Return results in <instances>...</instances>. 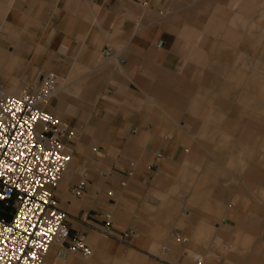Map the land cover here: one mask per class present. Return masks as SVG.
<instances>
[{"label":"crops","instance_id":"crops-1","mask_svg":"<svg viewBox=\"0 0 264 264\" xmlns=\"http://www.w3.org/2000/svg\"><path fill=\"white\" fill-rule=\"evenodd\" d=\"M175 4L0 0V91L54 72L45 108L74 132L54 193L71 235L82 234L92 254L62 258L52 246L44 264H264V107L256 104L259 115L242 129L245 145L213 144L215 128L195 129ZM225 74L217 95L233 97L235 111L264 96L253 76ZM106 212L114 233L133 234L123 242L102 235Z\"/></svg>","mask_w":264,"mask_h":264},{"label":"built area","instance_id":"built-area-1","mask_svg":"<svg viewBox=\"0 0 264 264\" xmlns=\"http://www.w3.org/2000/svg\"><path fill=\"white\" fill-rule=\"evenodd\" d=\"M102 53L109 55V49ZM57 83L54 72H44L36 84L23 85L17 93L0 91V264H44L52 246L62 258L74 251L83 257L92 254L82 234L71 235L67 213L54 193L71 162L74 138L69 124L45 108ZM83 187L78 182L73 193L81 196ZM101 219L104 236L123 242L133 234L114 233L108 212ZM172 237L181 244L188 241L176 231Z\"/></svg>","mask_w":264,"mask_h":264},{"label":"rangeland","instance_id":"rangeland-1","mask_svg":"<svg viewBox=\"0 0 264 264\" xmlns=\"http://www.w3.org/2000/svg\"><path fill=\"white\" fill-rule=\"evenodd\" d=\"M175 5L182 10L170 14L180 24L177 34L185 54L179 71L185 73L183 78L190 85L182 95L183 100L191 101L195 129L215 128L214 138H210L213 144L219 145L223 139L245 145L242 129L252 115H259L254 106L259 103L264 107L263 94L256 95L255 104L242 112L235 111L238 106L233 97L217 95L216 89L229 81L225 71L234 70L253 76L264 90V0H176ZM242 91V86H233V93ZM222 101L232 109L228 110Z\"/></svg>","mask_w":264,"mask_h":264},{"label":"snow or ice","instance_id":"snow-or-ice-1","mask_svg":"<svg viewBox=\"0 0 264 264\" xmlns=\"http://www.w3.org/2000/svg\"><path fill=\"white\" fill-rule=\"evenodd\" d=\"M33 119H35V117H33ZM44 119H45V120H47V119H48V117H47V116H45V117H44ZM9 171H11V169H9Z\"/></svg>","mask_w":264,"mask_h":264}]
</instances>
